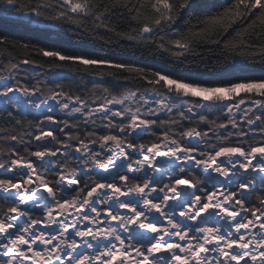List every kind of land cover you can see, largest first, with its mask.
<instances>
[{"label":"snow or ice","instance_id":"snow-or-ice-1","mask_svg":"<svg viewBox=\"0 0 264 264\" xmlns=\"http://www.w3.org/2000/svg\"><path fill=\"white\" fill-rule=\"evenodd\" d=\"M0 264H264V0H0Z\"/></svg>","mask_w":264,"mask_h":264}]
</instances>
